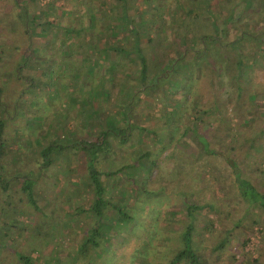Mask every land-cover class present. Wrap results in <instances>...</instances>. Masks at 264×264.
Wrapping results in <instances>:
<instances>
[{"label": "rangeland", "instance_id": "rangeland-1", "mask_svg": "<svg viewBox=\"0 0 264 264\" xmlns=\"http://www.w3.org/2000/svg\"><path fill=\"white\" fill-rule=\"evenodd\" d=\"M13 1L0 0V22L2 20V24H0V87L3 91L1 110L6 124L5 137L10 145L6 160L0 162V176H2L4 182L8 180L6 182V192L2 193L0 190V264H14L16 262L13 256V248H17L15 252L25 253L31 248L33 252L30 253V257L36 264H48L47 262L57 264L56 260L58 258L60 264H72L75 260L70 256L77 254L80 242L87 235L93 223L91 217L76 214L75 210L81 207L86 209L92 199L91 187H85L83 184V180L86 181L85 166L81 165L83 162L77 161L81 170L77 174L78 179L72 180L79 184L76 187L73 186V183L64 180V170L69 169L68 167L71 165V160H67L65 155L54 160L48 169L37 175L40 163L36 150H39L40 146L49 143L64 144V135L71 136V132L75 134L77 142L98 141L100 126L102 125V128H104L106 119L117 120L119 105H125L128 102L134 104L136 98L139 97L141 98L140 104L137 105L132 114L129 113L130 124L138 127L144 126V128L150 129L156 134V139L164 137L166 141L169 134H166L165 129L171 132L175 129L173 139L168 140L164 152L160 153V149L164 147L162 143L156 141L147 132L139 134L138 131L133 130L126 145L109 140L112 144L110 150L114 152L105 153L96 164V167L101 171L114 172L123 165L134 162L136 156L142 155L144 152H150L149 159L158 161L163 170L166 171L168 162L166 161L167 158L163 159V157L169 154V151H172L174 141L178 139L183 127L188 125L192 118H183L182 110H178L173 125L171 124L170 128L166 127L162 119L163 114L159 112L164 107L161 104L155 106V101H158L152 99L154 96L151 91L144 93L142 88H139L137 83L139 65L135 62V59L133 57L127 60L121 59L119 56L116 57L113 53H110L109 50L106 62H103L101 57L98 56L103 48L108 49L116 45L124 49L132 47V34L129 31H121L115 37H98V35H102L105 29L104 26L108 23L111 26L120 24V21L117 20L118 9L115 12L110 11V7L117 4L116 0H40L39 7L42 9L52 4L56 6V9L51 11V15L55 19H50L53 22L56 20L58 23L57 27L48 28L49 32H45L44 35H40L33 24L27 26L28 19L36 14H40V21L43 22L41 10L34 3H21L17 7ZM174 1L160 0L159 2V5L162 6L160 11L168 13L164 17V21L168 22L167 35H155L152 31L149 34L158 43L163 42L165 47L166 45L169 47L170 56L176 55L177 47L173 42L179 40L180 37L179 35L176 40L177 35H168L171 33L172 28L176 26V19L179 18L177 12L176 14L173 13L174 8L178 11ZM212 2L216 3L215 0H212ZM85 4L94 7L97 13H99L98 10H109L107 14L109 20L98 19L97 30H93L91 34H86L80 42L75 41L76 38H74V41H72L74 45L68 43L71 48H63L60 43L63 39L62 27L78 30L79 27L89 25L88 16L82 9ZM127 6L129 17L134 18L136 22L139 21V16L142 15L146 22H158V16L161 15L160 11L154 9V4L148 6L143 4V0H127ZM21 11L25 13L22 24L19 23L14 26L16 17L22 14ZM195 11L198 12L199 8H196ZM181 15L180 18H183ZM24 24L26 26L23 27ZM27 27L31 33L27 32ZM238 33L236 24L230 29L229 39H233ZM172 36L174 38L173 42H164L167 37L169 39ZM188 36L193 37L192 35ZM90 41L94 42L95 49L87 50L84 48V43H90ZM189 42L191 51L197 53L201 50V45L194 38ZM140 46L144 53L149 51L150 55L155 57V53L147 46L146 38L140 39ZM67 50L74 52V54H69ZM245 53H248L247 49H245ZM112 58H114L116 66H114V72L110 73L109 65H113V62H110ZM25 59L26 62H24ZM94 64L97 67L95 66L96 68L93 71L88 72L89 67L94 66ZM106 69L107 73L105 75L104 71ZM108 74L115 75L113 77L118 85L125 77H131L130 79L127 78L129 86L125 88V91L132 93L134 99L126 100L125 96H121L122 92H119L121 85H116L112 88L113 93L109 100L106 101L105 98H100L93 102V108L98 111L100 116L99 120L95 122V128L87 135L81 114L82 112H90L91 107L89 104L93 101V92L99 89L102 77H108ZM249 76L250 79L245 82L246 84H243L244 99L249 94L264 91V67L257 64L255 69L251 70ZM175 81L178 80L175 79ZM213 81L215 82L216 79H213ZM152 82L150 83L152 84ZM211 82L212 80L203 79L195 91L196 95L193 96V100L196 98V103H205L206 101L211 103L214 97H220L215 101L224 110H226L225 105L229 104L227 110L231 115L230 117L240 113V109L233 110V106L238 105L233 92L229 88H225L222 93L221 89L213 86ZM223 84L228 86L227 83ZM105 88L108 89L107 84H105ZM159 88L157 89V96L162 97L164 87L159 85ZM228 89L230 92H228ZM80 101L85 103L78 106ZM146 102L148 105H146ZM194 102L189 105L190 108H192ZM84 108H86L85 111ZM180 117L182 118L179 121ZM118 124L122 127L125 126L121 121ZM220 127L222 126L217 125L215 122L213 130L218 131ZM203 130V127H198L199 133H202ZM213 130L210 129V132ZM246 133L249 134L248 128ZM181 141L182 144L177 148L183 152L176 148L174 154L179 157L178 162L187 170V178L181 182L172 176L158 179L156 177L157 171L152 169L151 173H147L149 182L144 183L141 180L142 178L140 179V177L146 176V171L143 168L140 171V177L137 178L139 192L134 193V201L128 202L131 206L130 210L135 224L129 225L126 229L120 228L113 233H108L105 243L97 248L99 257L92 253L88 255L87 258H90L91 262L93 258L92 264H167L170 257H172L171 252L178 246V233L172 227H163L162 225L169 220L171 216L170 207L173 203H169V206L157 207L155 204L157 198L152 195L148 197L144 193L143 184H145L147 191L157 193L159 187H164V191L160 193L161 195H158L161 198L164 197V201L169 199L168 195H175L178 184L184 187L186 192L193 187L194 192L199 194L200 197L206 201L213 199L220 209L224 210V206L230 205L236 213L235 216L246 215L245 220H242L241 228L232 227L231 222L229 223L226 220L221 221V223L230 226L228 229H231L232 234L223 251L212 252L213 254L210 252V255L206 254L217 240V235L223 234L220 231L221 228L218 229L219 232L217 231L211 237L210 241H205L208 237L205 238L204 244L207 250H203L204 245L200 250L203 256L202 264H240L243 255L252 259L260 255V260L264 262V235L260 233L261 230H264V212L251 208L247 213L240 201L234 202L235 196L238 197V195L237 191L233 190V176L228 166L223 162V156L219 153L217 156L201 154V146L191 133H188ZM211 142L220 151L223 150L221 148L222 144L218 140L214 138ZM263 155L257 153L256 157L259 158ZM140 161L141 164L148 163L144 158ZM257 163H259L258 167L264 170V162L259 159ZM206 164L209 166L206 167ZM74 165L75 163H73L75 168ZM244 167L248 172V176L256 182L254 184H257L258 191H264V176L257 175L254 171L257 167L255 160L248 159L243 164ZM198 174V177L203 179L200 183L196 180ZM212 175L217 177V183L211 179ZM26 179L36 180V183H34V199L37 211L31 208L19 190L18 185ZM60 181H63V184ZM103 183L105 187L111 190L108 192V197L115 201L121 196L120 192L126 191L129 194L131 191V187L126 182L123 173L117 175L114 179L103 178ZM57 190H61V196L57 193ZM228 198H231L232 201L226 205L225 202ZM125 199L128 201L129 195ZM6 201L8 206L5 204ZM182 215L183 211H179L174 219L175 222ZM209 217L211 218V215ZM226 219L228 220V218ZM156 220L158 224H154ZM170 221L173 222L172 218H170ZM201 221L200 217V223L197 222L195 225L200 226ZM252 221H256L257 224L253 226ZM182 225H184L183 222L180 223V226ZM33 229H38L41 236L30 237V232ZM4 233H7L6 236ZM43 241L45 242L43 243ZM90 251L92 252V249H89L88 253ZM86 260H79L78 264H83ZM90 260L89 264H91Z\"/></svg>", "mask_w": 264, "mask_h": 264}, {"label": "trees", "instance_id": "trees-1", "mask_svg": "<svg viewBox=\"0 0 264 264\" xmlns=\"http://www.w3.org/2000/svg\"><path fill=\"white\" fill-rule=\"evenodd\" d=\"M116 1L117 4L110 7V11L115 12L118 9L119 15L117 16V20L120 21V24L111 26L110 23H108L109 25L107 24L104 26L105 29L102 35H98V37H115L121 31H129V33L132 34V47H130V49H124L116 45L108 49L103 48L98 56L101 57L103 62H106L109 50L110 53H113L116 57L119 56L121 59L127 60L131 57L135 59V62L139 65V77L137 78L139 88L141 87L144 93L151 91L154 96L152 99L158 101H155V106L157 107L161 104L164 107V109L159 112L163 114L162 119L166 127L170 128L171 124L173 125V120L176 118L178 110H182L183 118L191 117L192 120L189 121L188 125L183 127V131L180 133L178 139L174 141L172 151H169L170 153L163 157V159L167 158L166 161L168 162V165H166L168 169L165 167L166 171L163 170L158 161L149 159L151 155L150 152H144L142 155L136 156L134 162L123 165V167L114 172L101 171L96 167V164L105 153L114 152L110 150L112 144L109 140L121 145H126L127 140L130 139L129 135L133 130L138 131L139 134L147 132L149 135L153 136L156 141L162 143L164 147L160 149V153L164 152L168 140L173 139V131H175V129H173L172 132L165 129L166 134H169V138L166 141L164 137H158L156 139V134L152 130L144 128V126L138 127L130 124L129 113L131 112L132 114L137 108V105L140 104L141 98L139 97L136 98L134 104L128 102L125 105H119L117 108L119 110L117 113V120L106 119L104 128H102V125L100 126L99 135L97 137L99 138L98 141L77 142L75 134L71 132V136L64 135V144L59 145L57 142H54L45 146L39 145V150H36V153L39 155L38 159L40 163L37 169V175H40L48 169L49 166L53 164L54 160L65 155L67 160H71V165L68 167L69 169L64 170V180L73 183L75 187L79 186V184L72 180L75 178L78 179L77 174L81 170L77 161L83 162L81 165L85 166L84 171H86V181L83 180V184L85 187H91L92 199L90 204L86 209L81 207L75 210L76 214H84V217H91L93 223L87 235L80 242L77 254L70 256V258L75 260L72 264H78V261L83 259H87L83 264H89L90 258H87L88 255L92 253L99 257L97 248L105 243L108 233H113L120 228L126 229L129 225L135 224L130 210L131 206L128 202L134 201V193L139 192L137 188L139 184L137 183V178L140 177V171L143 168L146 171V176L151 173L152 169L156 170V177L158 179L172 176L173 178H177V181L181 182L187 178L188 172L185 170V167L178 162L179 157L175 156L174 152L176 148L182 144L181 140H184L188 133H191L200 144L201 154L205 156H217L219 153L223 156V162L228 166L233 176V190L237 191L238 195V197L235 196L234 202L240 201L245 208L244 211L247 213L251 208L264 212V191H258L256 188L258 187L257 184H254L256 182L248 176L245 167L243 168V164L248 159L255 160L257 167H255L254 171L257 175L260 174L264 176V170L260 169L258 167L259 163H257L259 159L261 162H264V155L259 158L256 157L257 153L264 154V91L258 92L257 94H249L246 99H244L243 94V84H246L245 82L250 79L249 74L251 70H254L257 64L264 67V0H215L216 3L212 2V0H175L174 4L178 11L174 8L173 13L176 14L177 12L179 18L178 20L176 19V26L172 28L171 33L168 35H177L175 37L176 40L179 35L180 37L176 42H173V36L169 39L167 37L164 41L165 43L173 42L176 44L177 51L175 52V56H170V52H168L170 49L167 45L165 47L163 42L158 43L153 37L149 36L151 31L154 32L153 34L155 35H167L168 22L164 21V17L168 13L160 11L162 8V6L159 5L160 0H143V4L148 6L154 4V9L160 11L161 15L158 16V22H146V20L143 19V15L139 16V21L136 22L135 19L129 17L127 13V0ZM26 2L34 3L43 14V22L40 21V14H36L31 19H28L27 26L33 24L36 28L35 30H37L40 35H44L47 31L49 32L48 28H55L58 26L56 20L53 22L52 19H50H55V17L51 15V11L56 9V6L52 4L42 9L39 7L40 0L13 1L17 7L20 6L19 4ZM102 4L106 5L105 3ZM196 8H199L198 12L195 11ZM82 9L85 11L86 16H88L89 25L87 27H79L78 30L62 27L61 33L63 34V39L60 43L63 48H71L68 43L74 45L72 43L74 38H76L75 41L80 42L86 34H91L93 30H97L98 19L105 21L109 20V16H107L109 10H98L99 14L94 7L88 6L87 4H85V7ZM21 12L22 14L16 17L14 26H17L19 23L22 24L24 19L23 15H25V13L24 11ZM180 14H182L181 16H183V18H180ZM0 24H2V20ZM236 24L239 33L235 35V37L233 36V39H229L230 29ZM24 26L26 25L24 24L23 27ZM27 32L31 33L28 27ZM188 35H192V38L201 45V50L197 53L190 50L189 41L192 38ZM141 38H146L147 46L155 53V57H152L149 51L144 53L140 46ZM93 43L92 41H90V43L85 42L84 48L87 50L95 49ZM245 49L248 50V53H245ZM67 51L69 54H74V52L70 50ZM26 59L24 62L27 61ZM113 59L114 58L110 60V62H113V65H109L110 73L114 72V66H116L114 64L116 62ZM95 66V64L94 66L91 65L88 72L93 71L94 68L97 67ZM106 73L107 69L104 71L105 75ZM113 76L115 75L108 74V77H102L99 89L93 92V101L89 104L91 107L90 112H82L81 114L84 125L86 126L87 135L95 128V122L99 120L98 118L100 116L98 111L93 108L92 103L100 98H105L106 101L110 99L113 93L112 88L118 85V82H115ZM127 78L130 79L131 77H125L118 85H121L119 92H122L121 96H125L124 98L126 100L133 98L132 93L125 91V88L129 86L127 84ZM175 79L178 81H175ZM203 79L208 81L212 80L211 84L219 87L222 93L225 88H229L231 92H233V96L238 104L233 106V110L240 109L241 112L230 117L231 115H229L227 110L229 104L225 105L226 111L216 102L220 97H214L211 103L209 101L205 103H196V98L193 100V96L196 95L195 91L200 86ZM213 79H216V81L214 82ZM150 82H152V84ZM83 83L85 82L83 81ZM223 83H227L228 86H224L225 84ZM105 84L108 85V89L105 88ZM159 85L164 87L162 97L157 96V89H160ZM229 89L228 92H230ZM2 94L3 91L0 87V162L6 160L10 149V145L5 137L6 124L1 110ZM192 100L195 102L192 108H190L189 105L193 102ZM83 101H80L78 106L84 104L85 102ZM146 105H148L147 102ZM149 107L151 106L149 105ZM85 110L86 108H84V111ZM182 117H180L179 121ZM120 121L123 122L125 126L122 127L119 125L118 122ZM215 122L217 125L222 126L218 131L213 130ZM198 127H203L204 130L202 133L198 132ZM247 128L249 129V134L246 133ZM210 129L213 131L210 132ZM207 131L209 132L206 133ZM214 138L222 144V151L212 144L211 140ZM143 158L146 159L148 163L141 164L140 160ZM73 163H75V168L73 167ZM208 166L209 165L206 164V167ZM162 170L164 171V175ZM122 173L126 182L130 185L132 192L130 191L129 194L126 193V191L120 192L121 196L115 201L108 197V192L111 190L105 187L103 178L114 179L117 175ZM146 176L140 177L144 183H147V181L149 182V176ZM198 176L199 174L196 180L200 183L203 179H200ZM211 179L216 183L218 182L217 177L213 175ZM7 181L4 182V179L0 176V190L2 193L6 192ZM34 183H36V180L26 179L22 184H19L18 187L31 208L37 211L34 199ZM80 183L82 184L81 181ZM61 184H63V181ZM143 185L144 193L148 197L152 195L157 198L155 202L157 207L169 206V203H173L170 207L171 216L169 220L166 224H161L163 227H172L173 230L178 233V246L171 252L172 257H170L167 264H202L201 260L203 256L200 250H202L203 245V250H207L204 244L205 238L208 237L205 241H210L211 237L221 228L220 231H222L223 234L217 235V240L213 243L211 250L206 254L210 255V252L218 253L223 251L232 234L230 231L231 229H228L230 226L221 223V221L226 220L229 223L231 222L232 227L241 228L242 220L246 217V215H241L239 217L235 216L236 213L230 205L224 206V210H222L213 199L208 201L204 200L199 194L194 192L193 187L190 191L186 192L184 187L178 184L175 195H168L169 199L164 201V197L161 198L158 196L164 191V187H159V192L157 193L155 191H147L145 184ZM60 192L61 190H57V193L61 196ZM127 195H129L128 201L125 199ZM231 201L232 199L228 198L225 202L226 205ZM5 204L8 206L7 201ZM179 211H183V215L178 217L180 219H177L175 222L174 219ZM210 215L211 218L209 217ZM200 217L202 219L201 225L196 226L195 224L197 222L200 223ZM170 218H172L173 222L170 221ZM226 218H228V220ZM181 222H183L184 225L180 226ZM154 224H158L157 220ZM252 224L254 226L257 222L252 221ZM260 233L264 235V230H261ZM6 234L4 233L5 236ZM36 236L40 237L41 232L38 229H33V231L30 232V237ZM44 242L45 241H43V243ZM244 245L243 243V246ZM89 249H92V252L90 251V253H88ZM15 250H17V248H13V256L16 259L14 264H36L30 257V253L33 252L31 248L26 253L21 251L15 252ZM242 258L240 264H264V262L260 260V255L254 259L246 258L245 255H243ZM56 261L57 264H60L59 258ZM92 262L90 260L91 264ZM47 263L49 264V262Z\"/></svg>", "mask_w": 264, "mask_h": 264}]
</instances>
